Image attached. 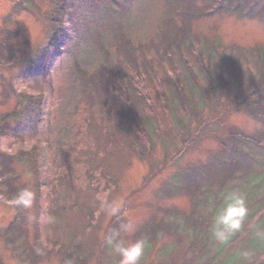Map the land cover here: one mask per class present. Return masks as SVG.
Wrapping results in <instances>:
<instances>
[{"label": "rangeland", "instance_id": "374dc122", "mask_svg": "<svg viewBox=\"0 0 264 264\" xmlns=\"http://www.w3.org/2000/svg\"><path fill=\"white\" fill-rule=\"evenodd\" d=\"M63 15L70 55L49 41ZM133 71L154 98L148 146L108 90ZM248 97L251 110L239 106ZM9 127L17 136L0 134V184L13 154L14 186L33 198L11 203L0 188V264H119L106 242L114 230L147 241L139 264H221L241 249L251 258L259 248L246 233L225 256L205 228L233 189L254 210L240 231L264 214V186L248 188L250 165L235 162L241 148L260 150L236 138L264 132V0H0V131ZM180 166L184 190L163 193Z\"/></svg>", "mask_w": 264, "mask_h": 264}, {"label": "trees", "instance_id": "16d2710c", "mask_svg": "<svg viewBox=\"0 0 264 264\" xmlns=\"http://www.w3.org/2000/svg\"><path fill=\"white\" fill-rule=\"evenodd\" d=\"M115 10H119V7H115ZM64 11V10H63ZM64 18H67L66 15ZM69 17L67 19L64 20H56V22L54 23L56 26V29L53 32V38L49 39V41H58L59 39L60 41V47L62 52L61 55H70L71 51L73 49L74 44L71 46L72 42L74 41V37L73 34L75 33V30H73V28L70 26V22H69ZM76 43V42H75ZM29 65H31V63H29ZM46 74V73H45ZM131 74V73H130ZM141 75H137L136 71H133L131 75H127L126 77L120 74H115L114 78H115V83L112 87L108 88L110 94L112 95L114 101L116 103H120L122 108H118L119 112H122V114L124 115V122L127 126V128L130 130H132V132L137 135L140 140H142L145 144L144 146H148V138L149 135H151V127H155V122L156 124H158L157 120L155 119V117L152 115L153 113V109H151V107H153L152 105V100L154 99L149 93L146 94V92H148V88H147V84H150L149 81L147 79H144V82L141 81L140 79ZM49 86L53 87L54 89H52L51 91H58L59 87L54 86L53 82L51 81L49 83ZM131 88L134 89L136 91V93L138 94V100L136 101V96H134L133 92L131 91ZM262 88V87H261ZM260 88V89H261ZM209 88L207 87L205 91H207ZM258 89V91L260 90ZM256 96H257V92L253 91L251 93V97L254 100V102L256 101ZM51 99H53L55 97V95L51 94ZM161 98V102L164 105V100L163 97L165 98V96H160ZM251 97L246 98V100H244L243 102H241L239 104V106L241 107H248V110L253 107L254 102L251 101ZM244 99V98H243ZM261 100V99H260ZM259 100V101H260ZM256 103V102H255ZM20 105V104H19ZM178 105H182V101L180 100ZM213 107V105H211ZM164 110H166L164 108V106L162 107ZM263 110V109H261ZM140 111H145L147 112L149 115L148 116H143L142 113ZM216 111V109H214V112ZM152 112V113H151ZM182 112L185 114V110L183 108ZM117 113V111H116ZM142 117H141V115ZM137 117V118H141V121L146 118L144 120V122H148L149 124L146 123V125H143L142 127H140V125H138V121L134 122L131 119L133 117ZM130 118V119H129ZM167 121V115L166 118L164 120H161L162 124H166ZM147 126V127H146ZM10 134L13 137H16V132H15V128L9 127L8 129H5L3 131H0V134ZM1 134V135H2ZM261 139H256L254 141L249 140V139H243L241 137H237L235 142L239 143V140H243L244 145L247 146V144L245 143H251L252 145H258L260 144V150H251L248 151L245 148H241L242 150H240L239 155L237 156V159L235 162H237L238 165H244L245 162L248 163L249 166L247 170L248 175H250L248 177V181L246 186H249L248 188H252L254 185L258 186H264V157L262 158L263 163L262 164H258V160L261 156V154H264V132L261 134ZM139 144L138 142H136L135 144V148L138 147ZM149 147H151L149 145ZM238 147V146H237ZM248 147V146H247ZM238 151V150H237ZM253 151H256L253 152ZM260 152V155L258 154ZM256 154V155H255ZM4 158L7 161V164H9V162L11 163V167H13V174L11 175V177L9 176L3 185L0 184V188L2 187L3 190H5L6 192L9 193L8 197H10V199H13V202L8 199V202L11 203H19L18 199L20 194L23 192V187L22 186H18L15 187L14 185H17V183H13L14 179L16 178V175L18 176V178H21L22 176L20 175V173L18 172V170H16V168H14L15 166L17 167L18 165H14L15 162L18 163V160L20 159H16L17 156L13 155V154H3ZM22 156V155H21ZM142 156V155H140ZM250 159H252V161L255 160V164H253ZM13 164V165H12ZM213 166V165H212ZM195 168V167H194ZM228 166H221L219 168V171H226L228 170ZM179 171H174L172 174V177L169 179L170 181L166 180L163 183L162 186V192L163 193H172L170 188L171 185L173 183V186L180 192L182 190H184L185 185H187L186 183H183V181L181 180V178H183V176L180 174V172H184V166H180L179 167ZM253 175L256 177L255 180H253ZM179 176H181L180 178H178ZM178 178V179H177ZM175 180H177L176 182H174ZM261 181V182H260ZM260 182V183H259ZM13 183V184H11ZM167 184V186H166ZM41 186V185H40ZM38 186L37 191L39 192V189H41V187ZM222 192H224V190H222ZM49 196H51L50 192H47ZM262 199L264 198V194L262 195ZM261 199V200H262ZM222 201V199H221ZM21 203H19L20 205ZM25 206V205H24ZM23 207V206H22ZM22 207H17L18 212H20V210L22 209ZM264 206L261 205L259 206V208L257 209V211L255 212H261L262 208ZM62 211V210H61ZM253 209L248 210V214L246 216V218L248 217L249 219H251V215L249 214V212H251V214H253L254 212ZM244 228V225L242 224L241 229ZM260 228H262V231H259ZM206 230L209 229V227L205 228ZM243 233H246L245 235V239L243 240V243L246 242L249 238L250 240L253 241V243L255 245H258L257 250L253 251V255H251V258H245L242 254V250H238L237 251V255H236V259L234 260H226L223 261L221 264H261L262 262H264V256L262 255L263 251H264V214L261 218H259L258 220H255L252 224H250L245 230L242 231H237L235 232L226 242L225 245L222 244L221 247V251L225 254V256H229L230 253L233 252L232 250V243L233 242H237L239 240V236H242ZM248 233V234H247ZM204 237H207V235H205ZM242 244V243H241ZM232 250V251H231ZM262 252V253H261ZM215 257H219V255H216ZM220 258V257H219ZM221 260H223L221 258Z\"/></svg>", "mask_w": 264, "mask_h": 264}, {"label": "clouds", "instance_id": "9594fccd", "mask_svg": "<svg viewBox=\"0 0 264 264\" xmlns=\"http://www.w3.org/2000/svg\"><path fill=\"white\" fill-rule=\"evenodd\" d=\"M32 198V193L25 190L20 194L18 202L30 206ZM247 214L248 207L245 196L237 189L226 191L212 216L209 228L211 238L219 243L226 242L235 232L241 229ZM41 222H51V218L46 215L42 216ZM121 228L125 233L135 231L133 223L123 224ZM106 242L112 247L113 252L119 256V264H139L147 244V241L143 238L122 239L119 230H114L112 235L106 238Z\"/></svg>", "mask_w": 264, "mask_h": 264}]
</instances>
